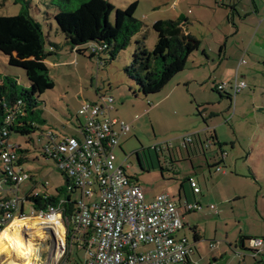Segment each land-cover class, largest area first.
<instances>
[{
	"label": "rangeland",
	"instance_id": "374dc122",
	"mask_svg": "<svg viewBox=\"0 0 264 264\" xmlns=\"http://www.w3.org/2000/svg\"><path fill=\"white\" fill-rule=\"evenodd\" d=\"M52 1L0 0V16H15L27 5L46 40L56 46L45 61L54 87L37 99L38 116L42 120L37 122L39 130L30 137H10L11 143L29 152L28 161L23 163L24 170L36 176L37 181L48 183L50 193L65 188V177L54 169L52 161L40 155V148L46 143V139L40 140L41 135L80 136L76 119L79 109L84 104L95 103L100 96L112 97L111 117L130 127V132L119 139L113 151L115 164L128 166L127 176L139 185L147 201L158 195L176 200L180 183L187 184L188 188V177L196 180L201 190L197 199L201 200L203 209L195 216H201L198 223L203 232L200 233L206 231L194 252L198 264H264V27L259 29L258 20H249L241 25L242 37L236 43L234 37L225 38L230 25L223 11L213 13L205 9L207 5L215 7L213 0H106L121 10L136 3L134 18L143 25L142 35L148 51L156 44V34L151 29L156 21L188 20V34L198 43L183 71L160 92L144 96L123 72L131 64L135 41L141 38L136 35L113 61L98 67L96 57L89 58V53L79 55L65 43L53 19L58 8ZM255 1L258 6L261 2L264 4V0ZM79 2L71 0L70 7L73 9ZM47 41L46 51L50 49ZM242 41L245 44L241 46ZM224 45L226 51L221 52ZM248 45L251 48L247 52ZM101 57L107 60L106 54ZM241 58L245 64L238 67ZM26 62L12 50L7 36L0 35V76H8L19 86L29 88ZM235 75L247 88L232 98L230 106L226 96L213 89L232 83ZM197 129L204 131L200 134L205 141L210 142L216 134L224 143L225 166L221 165L219 151L213 147L208 150L207 161L217 162L218 170L179 148L180 139ZM30 187L31 183L26 182L20 190L26 193ZM38 189L42 190L40 186ZM188 193L191 194L190 189ZM72 198L79 200V195L74 194ZM210 206L215 209L210 211ZM30 213L26 207L25 215ZM15 217L19 218V213ZM215 225L216 237L208 239L213 237L211 231ZM186 232L192 241V233ZM47 235V241L37 245L38 264H56L68 253L66 249L60 257L53 238L48 232ZM241 238L260 239L263 246L252 248L245 240L241 248ZM216 241H222L221 250L225 255L213 260L209 244ZM199 249L204 258L199 259ZM72 251L75 253L76 249ZM78 254L82 260L85 258L84 251ZM3 259L4 255L0 257V264H4Z\"/></svg>",
	"mask_w": 264,
	"mask_h": 264
},
{
	"label": "built area",
	"instance_id": "2783aa9c",
	"mask_svg": "<svg viewBox=\"0 0 264 264\" xmlns=\"http://www.w3.org/2000/svg\"><path fill=\"white\" fill-rule=\"evenodd\" d=\"M240 63L245 64L243 60ZM97 66H103L102 61H97ZM246 88L247 84L237 75L232 83L217 86V90L232 98ZM113 103L112 97L100 96L95 103L84 104L76 115L80 136L60 138L51 133L46 137L43 154L67 180L66 193L76 202L72 215H63L62 199L45 210L35 208L31 200H47L52 196L48 183L37 181L36 176L24 170L19 163V146L10 141L3 145L0 234L15 219L35 218L48 223L58 217L56 222L63 228V240L58 239L51 225L44 231L53 238L60 257L76 244L85 253L82 264H192L191 247L176 238L183 229V216L178 214L176 204L167 195L147 201L139 185L127 176L128 166L115 164L113 151L130 127L111 117ZM192 137L191 134L182 137L180 146L187 147ZM210 145L208 142L204 147ZM26 182L31 187L24 193L20 186ZM189 186L193 194L200 192L194 180H189ZM74 194L79 195V200L72 198ZM26 207L31 211L29 216L25 215ZM184 210L200 211L201 206L186 202ZM17 213L19 218L15 217ZM249 242L252 248L263 244L260 239ZM56 264L67 262L62 259Z\"/></svg>",
	"mask_w": 264,
	"mask_h": 264
},
{
	"label": "trees",
	"instance_id": "16d2710c",
	"mask_svg": "<svg viewBox=\"0 0 264 264\" xmlns=\"http://www.w3.org/2000/svg\"><path fill=\"white\" fill-rule=\"evenodd\" d=\"M61 1H52L58 8L53 19L65 43L79 55L89 53V58L96 57L105 66L106 62L113 61L120 52L127 49L136 35L141 38L135 41L131 64L125 66L123 72L144 96L160 92L175 75L185 69L188 58L198 48V43L185 34V27L188 25L186 20L154 22L151 29L156 34V44L152 51H148L144 45L145 36L142 35L143 25L134 18L136 3L121 10L115 9L106 0H80L72 9L71 0ZM0 35L7 36L15 54L27 60L25 75L29 84V88H23L8 76H0L1 152L12 135L30 137L39 130L37 122L42 120L38 116L37 99L54 87L45 61L53 54V47L56 46L46 40L41 25L29 14L27 5L15 16H0ZM46 41L50 48L48 51L45 49ZM102 54L107 55V60L101 57ZM213 90L232 101V97L224 91L217 90V87ZM50 134H42L40 140L46 139ZM44 146L45 144L40 148V155L49 160L43 154ZM17 152L20 156L19 163H26L29 152L20 147ZM212 167L216 169L219 165ZM51 194L47 200H31L35 208L45 210L49 206H56L63 196V215L76 212V202L70 200L65 188ZM245 240L251 239L241 238L240 244ZM73 249H76L75 253ZM79 251L81 250L76 244H72L65 258L67 264H82Z\"/></svg>",
	"mask_w": 264,
	"mask_h": 264
},
{
	"label": "crops",
	"instance_id": "0c3cea01",
	"mask_svg": "<svg viewBox=\"0 0 264 264\" xmlns=\"http://www.w3.org/2000/svg\"><path fill=\"white\" fill-rule=\"evenodd\" d=\"M213 1H214V4H215V7L211 8V7H208L209 5H207L205 7V9L209 10V11H211L213 13H216L217 10L223 11L224 19L230 25V28H228L229 29V33H225L226 40L229 37H234V39H235L234 41L237 43L238 39H241V37H242L241 25L246 23V22H248L249 20H252V21H254V20L257 21L258 20L259 29H261V27H264V14L261 16V14H262V12L264 10V4L262 2L259 5L261 7H259L255 0H249V1L248 0H213ZM186 21L188 23V20H186ZM196 21L200 22L197 19H196ZM185 34L189 35L187 27H185ZM227 34H229V35H227ZM255 37H256V35L254 36V38ZM254 40L255 39H253L252 41H254ZM245 41H242L240 43L241 46L243 44H245ZM262 42H264V39H262ZM250 48H251V46L247 47V49H246L247 52L250 51ZM222 51L223 52L226 51L225 45H224V47L222 46L221 52ZM203 54H205V53H203ZM244 55L245 54H243V56ZM223 56L225 57L226 53H223ZM242 60L243 59L241 58L240 62ZM240 62L238 63V67L242 65ZM262 64L264 66V58L262 59ZM232 101H229L230 106L232 105ZM202 131L203 130H201V129H197V130H195V132L191 133V135H194L192 137V141L193 142H192L191 146L186 148V147L180 146V143H179V148H183L186 151L188 156L192 154V156H194L196 159H200L202 161H205L207 167L211 168L212 166L217 165L216 164L217 162H215V161L211 162V163H209L207 161L208 160L207 159V155L209 153L208 150L213 147V148L217 149V151H219L220 158H221V165L225 166V159H226L225 157H227V154L222 151L224 143H222V141H220L218 139L216 134L214 135V137L210 138L211 139V141H210L211 145H210V147H207L205 149L206 151L204 150L205 152L203 151L204 154L198 153L199 150H201V152H202V149L204 148L203 147L204 144L208 143L207 141H205L202 138V135L200 134ZM180 141H181V139H180ZM165 145L169 147L168 143H166ZM189 180H193L192 176L188 177V181ZM194 181L196 182V180H194ZM187 186H188L187 184L185 185L184 183H180V188L178 189L177 199L175 200V199L171 198L170 196H169V198L176 204L178 214L183 216V229L176 235V238L178 240H184L191 247L192 253L189 256V262L192 263V264H198V261L194 259V252L196 251V245L197 246L200 245L203 236H206V231H204V233L201 234L203 231H202V229L200 227V224L198 223V222H200V217L201 216H195L196 213L201 212L202 209H203L202 206H201V200L197 199L198 195L201 196V190H200V192L198 194H193L192 189L190 188V186L188 188H187ZM188 189H190V191H191L190 195H189V193L187 194V190ZM186 202L187 203H191V202L198 203L201 206V210L200 211L186 212L184 210V204ZM214 209H215L214 207H213V209H211L209 207L210 211H213ZM204 217H206V216H204ZM186 230H188L189 232L192 233V235H193V240L192 241L189 239ZM200 231H201V233H200ZM211 232L213 234V237L209 236L208 239H215L214 237H216L217 225L214 226V230H212ZM63 233H64V231H63ZM195 236H196V241H195ZM221 243H222V241H216L215 243L209 244V250L212 253L211 258L213 260H217V258L222 259L223 256L225 255V251L221 250V248H222V244ZM239 246L241 248H244L245 244L244 243L242 245L239 244ZM262 246H263V244H262ZM235 249L236 248H234V250ZM199 250H200V251H198V254H199V257H200L199 259L204 258L202 255H200L201 249H199ZM83 260H82V262H83Z\"/></svg>",
	"mask_w": 264,
	"mask_h": 264
},
{
	"label": "bare ground",
	"instance_id": "6f19581e",
	"mask_svg": "<svg viewBox=\"0 0 264 264\" xmlns=\"http://www.w3.org/2000/svg\"><path fill=\"white\" fill-rule=\"evenodd\" d=\"M55 217L50 222H44L39 219H15L0 234V257L4 255L2 263L4 264H38L37 245L44 242L48 235L44 231L51 225L57 237L62 239V226L56 222ZM47 241V240H46Z\"/></svg>",
	"mask_w": 264,
	"mask_h": 264
},
{
	"label": "flooded vegetation",
	"instance_id": "af4514ba",
	"mask_svg": "<svg viewBox=\"0 0 264 264\" xmlns=\"http://www.w3.org/2000/svg\"><path fill=\"white\" fill-rule=\"evenodd\" d=\"M203 147H204V146H203ZM205 149H206V148L204 147V148L202 149V152H201V150H199L198 153H200V154H204L203 151H204ZM205 151H206V150H205ZM205 151H204V152H205Z\"/></svg>",
	"mask_w": 264,
	"mask_h": 264
}]
</instances>
